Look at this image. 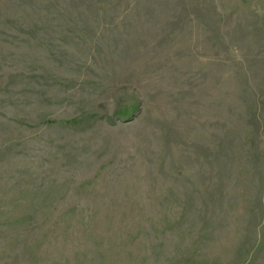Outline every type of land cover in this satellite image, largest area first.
<instances>
[{
    "label": "rangeland",
    "instance_id": "obj_1",
    "mask_svg": "<svg viewBox=\"0 0 264 264\" xmlns=\"http://www.w3.org/2000/svg\"><path fill=\"white\" fill-rule=\"evenodd\" d=\"M0 264H264V0H0Z\"/></svg>",
    "mask_w": 264,
    "mask_h": 264
}]
</instances>
